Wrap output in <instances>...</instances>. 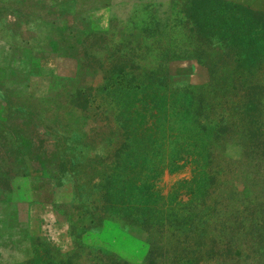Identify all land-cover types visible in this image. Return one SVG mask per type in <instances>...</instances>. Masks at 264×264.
I'll list each match as a JSON object with an SVG mask.
<instances>
[{"label": "trees", "instance_id": "trees-1", "mask_svg": "<svg viewBox=\"0 0 264 264\" xmlns=\"http://www.w3.org/2000/svg\"><path fill=\"white\" fill-rule=\"evenodd\" d=\"M62 7L66 4H47L44 10L49 11V19L45 20L39 15L43 9L34 0H0V203L23 202L24 212L49 202L55 210V195H64L67 232L75 242L84 231L100 228L106 220H115L124 227L125 219H140L135 214L151 211L154 202L143 196L146 188L139 189L144 194L134 207L128 198L130 186L120 185L122 181H113L110 176L112 180L107 178L101 185H97L98 180L84 186L75 184L73 157L82 153L78 137H90L92 131L88 136L82 133L84 125L89 126L88 111L95 105L103 107L105 93L104 83L94 88L87 79L104 81L122 73L133 74L137 81L152 83L157 77L176 85L170 66L195 61L208 72V79L199 84L205 102L200 131L218 125L217 141L223 151L229 143L236 145L239 157L235 162L212 167L216 153L206 152L209 166H205L211 182L205 188L201 216L187 215L167 232L141 229L148 257L154 258V264H264V12L236 6L239 15L232 32L222 35L218 44L211 43L209 35L191 23L188 33L179 36L185 39L183 49L174 47L177 49L162 58V53L154 54L151 32L146 28L141 27L139 35L127 34L124 27L98 30L91 25L90 16ZM41 24L48 32L43 40L31 29ZM58 60H71L75 66L60 77ZM114 60L118 65H113ZM154 66L162 69L154 70ZM41 81H49L50 91L39 86ZM157 99L156 109L163 105L172 113L180 108L187 112L195 106L192 102L186 104V100L164 105L160 95ZM212 100L216 110L231 117L226 125L223 118L213 123L221 114L213 111ZM200 120L196 117L195 122L199 124ZM228 132L236 139L227 140ZM183 149L176 154L182 155L186 164H197V177L203 153ZM105 154L111 160L122 151ZM67 174L73 184L71 190L61 183ZM33 185H49L47 197L34 193ZM117 187L119 199L113 196ZM81 190L87 192L83 200ZM83 216H87L84 226ZM195 219L201 220L198 227H194ZM49 245L51 248L36 253L26 264H78L81 259L75 251L65 260L54 261L56 257L49 253L59 252L60 247ZM108 255L114 264H126L115 254ZM91 262L107 264L97 256Z\"/></svg>", "mask_w": 264, "mask_h": 264}, {"label": "rangeland", "instance_id": "rangeland-1", "mask_svg": "<svg viewBox=\"0 0 264 264\" xmlns=\"http://www.w3.org/2000/svg\"><path fill=\"white\" fill-rule=\"evenodd\" d=\"M34 2L41 10L43 9L39 15L45 20L49 19V11L44 10L47 4H66V7H62L63 10L70 7L73 12L80 15L88 12L91 25L98 30L107 31L114 27L118 30L119 27H124L127 34L139 35L140 28H146L151 32L149 40L153 43L154 54L162 53L160 54L162 58L177 49L174 47L183 49L181 45L185 39L179 36L188 33L191 23L197 24L201 32L208 34L212 39L211 43L218 44L222 35L227 36L232 32V25L239 15L235 10L236 6L264 12V0H34ZM31 29L42 40L48 33L43 24ZM57 63V73L60 77L65 76L66 72H71L75 66L71 60H58ZM113 65H118V61L114 60ZM52 68L56 70V67ZM152 68L162 69L158 66ZM115 71L118 72V69L115 68ZM170 72L171 79L178 82L176 85H173L171 80L157 77L152 83L137 81L134 80L133 74L124 76L122 73L114 74L112 78L104 81L100 78H88L87 83L94 88L104 83L103 107L95 105L88 111L89 126L84 125L82 133L88 136L89 132H92L90 137H78V148L82 153L73 157L76 185L84 186L88 182L91 184L92 180H98L97 185H101L106 183L107 178H112L113 181L120 180L122 181L120 185L130 186L128 198L134 207L144 194L139 189L146 188L143 196L154 202L152 210L143 211L140 215L135 214L140 219H125L124 227L115 220H106L100 228L84 231L75 242L74 237L69 236L67 232L69 218L65 220L63 208L67 203L64 195H55L54 202L58 206L55 210L49 202L40 204L36 209L28 207V211L26 208L24 212L23 202L0 203L2 263L26 264L36 253L41 254L47 250V246L51 248L49 244L52 243L60 247L59 252L52 250L49 253L56 257L54 261L65 260L68 255L77 251L81 257L78 264H93L91 260L94 256L101 260L104 258L107 264H114V259L108 255L109 253L115 254V258L125 261L126 264H154V258L148 257V245L142 239L144 234L141 229H148L149 233L167 232L180 225L178 221L185 219L187 215L201 216L202 212L199 211L205 198V188L211 182V174L207 173L208 169L205 166H209L206 152L216 153V157L211 160L212 167H216L219 164L223 166L229 164L228 161L235 162L239 157V149L229 143L223 151L217 141V138H220L217 132L218 125L211 124L209 126L212 128H204V133L200 131L204 124L201 115L204 116L205 102L201 100L204 95L199 84L208 79L207 70L192 61L183 65L172 64ZM39 86L49 88L50 91L49 81H41ZM158 95L164 100V105L171 106L174 102L180 104L186 100V104L192 102L195 106L186 109L187 112L180 108L172 113L163 105L156 109ZM216 97H220V93ZM215 100L211 103L213 107ZM213 111L221 114L213 123H218L223 118L222 123L226 125L231 118L226 117L221 109L216 110L214 107ZM196 117L201 119L199 124L195 122ZM233 137L231 133H226L227 140H235ZM183 148L203 153L198 162L201 174L197 177L194 176L196 173L194 171L199 169L197 164H186L182 155L176 154L184 150ZM116 149L122 151L118 158L113 157L110 160V156H105V153ZM44 177L43 180L47 181L45 173ZM68 177V174L65 175L61 183L71 190L73 184ZM133 185L136 186L135 190H131L134 189ZM32 189L37 195L47 197L46 189H49V185L45 187L33 185ZM85 194L87 192L81 190L80 199L83 200ZM113 196L116 199L121 197L118 187L116 192L114 190ZM23 200L28 202L25 197ZM85 219L87 216H83V220ZM195 221L194 227H198L201 220ZM85 224L86 220L83 226ZM77 233H80V226ZM65 252L68 254L63 255Z\"/></svg>", "mask_w": 264, "mask_h": 264}, {"label": "water", "instance_id": "water-1", "mask_svg": "<svg viewBox=\"0 0 264 264\" xmlns=\"http://www.w3.org/2000/svg\"><path fill=\"white\" fill-rule=\"evenodd\" d=\"M85 14L88 15V12H86ZM85 14H84V15H85Z\"/></svg>", "mask_w": 264, "mask_h": 264}]
</instances>
